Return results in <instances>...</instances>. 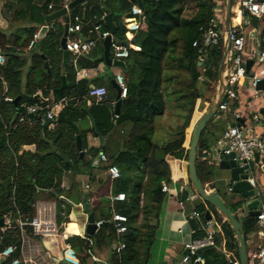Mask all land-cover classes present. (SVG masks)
<instances>
[{
    "label": "trees",
    "instance_id": "trees-1",
    "mask_svg": "<svg viewBox=\"0 0 264 264\" xmlns=\"http://www.w3.org/2000/svg\"><path fill=\"white\" fill-rule=\"evenodd\" d=\"M86 2L84 18L90 24V32L94 33L96 26L100 32H109L103 22L104 10H108L115 26L113 37L126 43L128 55L122 61L128 74L125 79L127 96L122 100L116 116L113 113L115 97L111 77L104 82L105 99L95 103L92 98L87 109L83 106L90 99L89 86L97 83L76 79L78 70L95 68L103 62V40L88 54L82 55L76 65L67 60L62 66L60 40L63 25L56 21L45 24V15L32 4V0L5 2L8 8L13 4L22 5L17 13H27L33 26L24 28L15 36L0 30V55L4 57V63L0 65V219L9 220L7 228L0 230V255L7 248L13 249L0 264H21L22 238L32 235V230L30 227L20 229L19 222L30 221L34 217L38 198L54 200V221L59 230L67 224V234H79L78 226L68 218L70 206L59 197L71 200L69 193L61 188L62 176L68 172L74 176L88 172L91 159L97 154V150L90 149V159L84 154L79 157L72 125L79 124L80 120L91 123L88 129L79 131L82 152L87 133L93 137L115 134L121 140V150L108 155V164L104 167L106 170L114 165L120 175L115 180L108 177L100 180L97 191L84 201L87 203L92 196L96 198L92 211L96 214V222L101 224L93 236L81 238L72 235L65 239L69 246L65 253L70 259L64 257L63 263L101 264L92 257L106 253L107 264H147L165 195L161 186L171 182L172 167L166 158L187 161L188 148L183 147L185 130L190 125L196 103L201 101L199 108L203 109V103H210L217 88L222 42L215 47L203 44L202 54L192 47V43L201 41L202 32L207 30L214 10L217 7L223 9L224 0H141L139 16L131 13L137 0ZM220 18H223L222 11ZM42 25H47V31L41 40L35 42L28 65L19 52L28 50L38 26ZM134 25L137 28L131 29ZM218 27L223 29V25ZM262 32L264 35V28ZM44 61L47 62V69ZM50 96L53 103L64 102V106L51 123L45 125L43 119L50 111ZM15 99L18 100L14 105ZM34 104H39L43 110L25 115V107ZM169 107L180 111L181 124L171 128L166 141L156 142L157 121L164 117ZM229 107L234 109V104ZM15 113L17 117L11 124ZM214 118L205 124L199 138L196 176L204 189L214 190L222 198L238 221L247 243L257 230L256 218L245 213L244 200L234 199L235 195L228 191L229 185L221 192V170L208 164L206 158L205 153L211 143L225 131L224 123L214 122ZM209 128L214 130L210 132L213 142L206 139ZM90 178L93 180V175ZM187 186L192 188L189 180ZM118 194H124L123 201L109 200ZM187 197V192L182 190L180 200L184 201ZM194 201L195 210L202 216L209 210L214 221V226L209 228L214 231L213 246L199 253L203 264L239 261L238 242L227 219L198 196ZM239 213L243 216L239 217ZM114 214L126 219L122 224L125 231L121 234L116 232L115 222L112 221ZM202 216L200 221H189L193 240L205 236L201 228L204 223ZM118 244L123 245V249L116 252L113 246Z\"/></svg>",
    "mask_w": 264,
    "mask_h": 264
},
{
    "label": "crops",
    "instance_id": "crops-1",
    "mask_svg": "<svg viewBox=\"0 0 264 264\" xmlns=\"http://www.w3.org/2000/svg\"><path fill=\"white\" fill-rule=\"evenodd\" d=\"M72 0H32V4L36 7H39L45 17L65 8L68 3ZM87 0H84V6L78 5L74 9L75 11H67V16L69 18V25H74V18L78 17L81 26V31L79 34L70 35L68 39L77 40L82 39L87 41L91 38L96 41L95 47L99 43L100 39L97 37V33L90 32V24L84 18V10L87 6ZM6 0H0V30L3 31L6 35H17V33L24 28L33 26L31 24L30 17L27 13H17L19 9L22 8V5L16 6L15 4L9 5L5 3ZM50 7V8H49ZM235 7L231 5L230 19L233 20V23H241L243 30L246 34L245 36V49L248 54L257 52L264 43V35L262 29L258 22L253 24L252 18H249L247 15L235 16L233 12ZM237 19V20H236ZM236 20V22H235ZM53 21L60 22L64 25V17H59ZM50 21L49 23L53 22ZM45 24H47L45 22ZM47 25L38 26L37 33L39 30ZM94 47V48H95ZM104 47V46H103ZM93 48V49H94ZM34 45L29 47L27 51H20L19 54L22 55L24 59L27 60L28 65L30 63L31 56L34 51ZM62 50V49H61ZM82 56V55H81ZM68 56L67 60L76 65L77 60L81 57ZM45 64V61H44ZM119 74L124 76V72L115 67H108L104 63H100L95 68H83L77 71L76 79L82 80L87 79L97 83L96 85H90L95 87H105V81L107 77H111V81ZM113 88V87H112ZM114 90V97H116V91ZM39 95L40 94H36ZM195 106L192 119L190 121L189 127L185 130V140L183 147L188 148L190 142V134L194 123L198 118L204 113L207 109L209 103H203V109H199V103ZM50 111L56 116L57 113L64 106V102L53 103V98L50 96L49 99ZM92 103V98L86 100L84 103L83 109L90 107ZM234 104V109L228 108V111L218 113L214 118V122L219 121L224 123V129L232 124H235L233 119V113L239 116V125L243 128L245 134L248 136H255L260 133L263 123L264 116L260 113L264 109V92H256L252 90L245 83L238 87L237 89V100L232 103ZM113 105V104H112ZM114 106V105H113ZM114 113V112H113ZM179 110L175 108H168L162 119L157 121V133L155 134L156 142H163L169 138V132L171 128L176 127L181 124L179 118ZM115 115V114H114ZM116 116V115H115ZM45 118V117H44ZM257 118L258 121H255ZM78 130H85L91 126L89 120L81 121L79 124H75ZM206 134V139L210 142H213V136L210 132H214L213 128ZM218 137L220 134L217 135ZM220 138V137H219ZM218 138V140H219ZM217 140V141H218ZM217 141L211 143V147L207 152L206 158L208 159V164L216 165L213 163V157L219 153L217 149ZM85 147L83 148V154L87 159H90L88 150L93 149L97 150V154L91 159V168L88 172L74 176L72 173L68 172L62 176L61 179V188L69 193L71 200L65 197H59L61 201L70 206L69 221L75 223L78 226L79 234H67L65 232V227L67 224L62 225L61 230L58 228V235L55 237H35L33 235H24L22 238V245L20 248V260L21 264L25 262L32 261L35 264H65L63 263L64 257L70 259V256L65 253L69 249V246L65 243V239L77 235L81 238L88 236L85 234V223L87 218V213L84 210V205H88V213L94 214L96 222V214L92 211V208L96 206V198L94 196L90 197L85 203L84 201L88 198L90 194H94L99 187V181L106 178V170L104 169L107 166L106 163L99 160L100 153L104 154L106 158L108 155H111L117 150H121L122 142L117 138L115 134L107 135L105 137H93L90 133H87L84 139ZM107 152L106 153H104ZM257 156L255 157V159ZM167 161L172 167L171 172V182L168 185V192L165 193L160 206V213L158 217V227L156 230L154 241L150 248V259L147 264H180L181 260L185 253V245L192 242V231L190 228V214L195 209L196 201L190 199L189 197L186 200H180V194L182 190H185V187L188 183V172H187V161L173 159L172 157H167ZM215 159V158H214ZM258 161V160H257ZM257 161H254V169L257 170L261 176L258 187L264 189L263 185V173L256 167ZM215 162V161H214ZM222 172V171H221ZM221 174V173H220ZM93 175L94 179L91 180L90 176ZM222 179V178H221ZM220 179V180H221ZM207 192L214 191L209 188H205ZM109 198L111 202H114ZM239 217L243 216V213L238 214ZM46 220H55V202L53 199L38 198L35 203V215ZM4 219V228H0L1 231H4L8 226V218ZM55 222V221H54ZM203 227V223L201 225ZM90 237V236H88ZM261 240L257 237H253L252 240H248L246 246L257 247L261 244ZM2 256L0 255V258ZM7 256L4 257V259ZM3 259V260H4ZM0 259V261H3ZM92 260L98 261L101 264H107V254L102 253L97 256H93Z\"/></svg>",
    "mask_w": 264,
    "mask_h": 264
},
{
    "label": "built area",
    "instance_id": "built-area-1",
    "mask_svg": "<svg viewBox=\"0 0 264 264\" xmlns=\"http://www.w3.org/2000/svg\"><path fill=\"white\" fill-rule=\"evenodd\" d=\"M235 2V11L233 15L243 16L247 15L249 18L256 17L261 19L264 17V0H233ZM50 8V7H49ZM223 9L217 7L214 10V16L209 22L207 30L202 32L201 41H194L192 47L198 49V53L202 54L204 52L203 44L212 47L217 46L220 42L224 43L226 39V33L223 29L218 26L223 25V18H220V12ZM131 13L135 16L141 15V9L136 5L131 8ZM75 24L69 25L67 27V37L64 43V49L62 51L69 52L70 56L77 57L84 54H88L94 47L96 41L90 40H70L68 36L79 34L81 31V26L79 24L80 20L78 17L74 18ZM230 47L228 51L227 61L223 68L224 75V91L223 97L219 103L217 113L228 111L229 105L237 100V89L243 84H247L252 90H255L257 84L264 80V43L257 52L248 54L245 49V32L242 28V24L239 22L233 23L230 19ZM137 25L131 27V29H136ZM93 31L97 33V37L100 40H104L110 35V32H100L99 27H94ZM37 41V34L32 37L29 43V47H32ZM110 53L112 54V59L123 60L127 57L128 53L124 46L117 45L115 43L111 44ZM248 60L252 61V66L249 73H246V62ZM4 63V57L0 55V65ZM116 85L120 90L119 99L123 100L127 96V86L125 82V77L119 74L114 79ZM89 97L93 98L95 103L102 102L106 97L105 87H89ZM225 98V101H224ZM6 101H11V99H6ZM43 107L39 104L29 105L25 107V115H32L41 112ZM44 117L50 121L55 117L54 113L49 111ZM233 119L235 124L229 126L221 134L219 140L217 141V149L219 153L213 157V163L219 164L222 157L234 153L236 155L234 160L244 161L247 164L249 161H255V157H258L256 167L260 170L264 166V123L260 133L255 136L246 135L243 128L239 125V116L233 113ZM20 120H23L21 118ZM255 121H258L255 118ZM208 155L207 153H205ZM215 158V159H214ZM99 160L106 163L107 158L104 154L100 153ZM106 176L110 180H115L119 178V170L116 166L111 165L106 169ZM161 191L163 193L168 192V185L162 184ZM228 191H231L230 187ZM189 197V196H188ZM190 198V197H189ZM255 198L259 200V205L257 208L256 215V226L257 230L252 234L249 239L252 240L253 237L259 238L262 242L259 246L253 248L246 246V264H264V189H260L258 186L255 188ZM114 201H123L124 194H118L112 198ZM191 199V198H190ZM202 214L197 212L195 209L191 212L189 219L200 221ZM203 217V216H202ZM112 221L115 222L116 232L121 234L125 231V227L122 225L126 219L124 216L119 214H114L112 216ZM96 227L100 226V222H95ZM202 225V224H201ZM30 227L32 230V235L35 237H55L58 235V227L52 220L41 219L38 217H33L30 221L19 222V228ZM202 230L205 232V236L193 240L192 242L185 245L186 254L183 256L180 264H203L204 260L199 256L197 252L198 249L204 247L213 246V234L214 231L210 230L208 227V222L204 221ZM113 249L119 252L123 249V245H114ZM13 249L7 248L2 254V257L11 254ZM25 264H35L32 261L25 262ZM229 264H240L239 261H229Z\"/></svg>",
    "mask_w": 264,
    "mask_h": 264
},
{
    "label": "water",
    "instance_id": "water-1",
    "mask_svg": "<svg viewBox=\"0 0 264 264\" xmlns=\"http://www.w3.org/2000/svg\"><path fill=\"white\" fill-rule=\"evenodd\" d=\"M83 5L84 6V0H72L68 3V5L45 17V22L49 23L50 21H53L59 17H64V25H63V37L60 40V47L63 50L64 49V43L67 37V27L69 23V18L67 16V11L73 10L76 6ZM137 6L141 9L142 8V2L141 0H137ZM230 13H231V0H224L223 3V27L224 31L226 33V39L223 43V50H222V57L218 65V72H217V88L214 95V98L210 101L207 109L204 111V113L198 118V120L194 123L192 130H191V138L188 146V152H187V172H188V180L193 188H189L188 186L185 187V191L187 192L188 196L195 200L197 196L203 200L205 203H207L209 206L214 208L216 211H218L220 214H222L227 221L230 224V227L232 231L234 232V235L238 242V260L240 264H246V243L245 238L242 233L241 227L238 223V221L235 219V217L232 215L230 210L225 206L224 201L222 198L215 192L210 191L207 192L200 182L197 179L196 171H195V159H196V148L199 142L200 135L205 127V124L208 123L217 113L219 103L223 97V91H224V75H223V68L227 61L228 51L230 47ZM253 24L256 25L258 22V18L253 17ZM103 22L107 29L110 32V35L106 37L103 40V61L108 67H115L119 68L124 72L125 79L128 78V74L125 71V64L121 60H115L110 58V47L112 43H115L120 46H126L125 42H118L114 37L113 33L115 31V26L112 20V14L108 10H104V17ZM47 31V26H43L38 34H37V40H41L45 33ZM69 56V52L62 51V66H65L67 58ZM45 68H48L47 62L45 61L44 64ZM252 66V61L248 60L246 62V73L248 74L250 71V68ZM112 87L116 91V97L114 102V114L118 115L119 113V107L122 102L121 99H119L120 96V90L118 86L116 85L115 81H111ZM64 84L60 88L63 89ZM256 92H264V80L260 81L256 88ZM36 97H39V95H36ZM18 99H15L13 101V104L15 105ZM264 116V109L260 112ZM17 117V114L15 113L12 117L11 124L15 121ZM44 124L49 125L51 123L50 120L44 118ZM264 121V120H263ZM73 129L76 135L75 138V145L76 149L79 153V157H83V153L81 151V139L79 136V130L78 128L73 124ZM236 155L234 153H230L229 155L222 157V159L219 161L218 168L221 171H225L228 173V183L226 185H229L231 189V193L236 195L241 200H244V211L245 213L250 217H256L257 215V208L259 205V200L255 198V188L259 185V181L256 178L255 175V169H254V163L253 161H249L247 164H244V161L234 160ZM260 171L264 173V166L261 167ZM223 180V179H222ZM194 192L196 195H194ZM84 210L87 213L86 223H85V229L84 232L88 236H93L95 231L97 230L96 224H95V217L94 214L88 213V205H84ZM204 221L208 222V227L212 228L214 226L213 217L209 210H206L203 214ZM4 219H0V228H4ZM210 247H204L201 249H198V253H202L206 250H208ZM186 254V250L184 255ZM1 260L4 259V257L0 258Z\"/></svg>",
    "mask_w": 264,
    "mask_h": 264
},
{
    "label": "rangeland",
    "instance_id": "rangeland-1",
    "mask_svg": "<svg viewBox=\"0 0 264 264\" xmlns=\"http://www.w3.org/2000/svg\"><path fill=\"white\" fill-rule=\"evenodd\" d=\"M231 2H232V7H234L235 6V2L233 1V0H231ZM261 28H264V17L263 18H261L260 19V21H259V24H258ZM215 92H216V89H215ZM215 95V94H214ZM213 98H214V96H213ZM212 98V99H213ZM200 104H202L201 103V101L199 102ZM196 105H197V103H196ZM200 106V105H199ZM200 109V108H199ZM190 137H191V134H190ZM255 175H256V178H257V180L258 181H261L260 179V177L261 176H258V175H260L259 173H258V171L256 170L255 171ZM220 177L223 179L221 182H220V186H221V192L223 193L224 191H225V188H226V184L228 183V173L227 172H225V171H222L221 172V174H220ZM262 190H263V188H261ZM226 191H227V189H226ZM234 195V194H233ZM234 199H238V197L235 195L234 196ZM226 200H227V198H226Z\"/></svg>",
    "mask_w": 264,
    "mask_h": 264
},
{
    "label": "bare ground",
    "instance_id": "bare-ground-1",
    "mask_svg": "<svg viewBox=\"0 0 264 264\" xmlns=\"http://www.w3.org/2000/svg\"><path fill=\"white\" fill-rule=\"evenodd\" d=\"M237 20V19H236ZM236 20H235V22H236Z\"/></svg>",
    "mask_w": 264,
    "mask_h": 264
}]
</instances>
